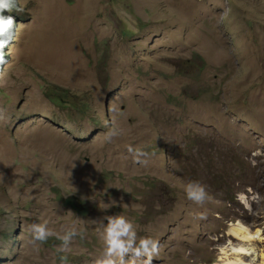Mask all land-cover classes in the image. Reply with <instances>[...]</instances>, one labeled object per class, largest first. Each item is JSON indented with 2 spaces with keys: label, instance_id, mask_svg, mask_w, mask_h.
I'll return each instance as SVG.
<instances>
[{
  "label": "rangeland",
  "instance_id": "rangeland-1",
  "mask_svg": "<svg viewBox=\"0 0 264 264\" xmlns=\"http://www.w3.org/2000/svg\"><path fill=\"white\" fill-rule=\"evenodd\" d=\"M19 4L0 64V264H94L93 222L111 215L159 241L151 264L260 260L264 0ZM191 180L211 200H187ZM44 221L53 235L29 242ZM236 226L259 236L239 244Z\"/></svg>",
  "mask_w": 264,
  "mask_h": 264
},
{
  "label": "clouds",
  "instance_id": "clouds-1",
  "mask_svg": "<svg viewBox=\"0 0 264 264\" xmlns=\"http://www.w3.org/2000/svg\"><path fill=\"white\" fill-rule=\"evenodd\" d=\"M16 11L22 12L19 0H0V64L4 63L3 49L9 44L13 38L12 32L16 28L14 19L11 15H4V12ZM109 111H115L111 106ZM120 134V130L115 127H108L102 133L103 139L106 143H111L113 138ZM129 153H132L135 163H147L146 157L149 153L144 152L140 148L133 149L131 146L127 148ZM184 196L187 200L194 202L197 205L203 204L207 200H211L208 192L198 180H191L183 185ZM115 204V201H111ZM105 208L109 205L105 204ZM200 219L205 218L203 212L197 214ZM107 220V224L103 223ZM102 229L99 233L103 241L102 254L95 260L94 264H151L154 257L159 254V241L151 236H137L136 228L131 219L124 215L104 216L101 221H95ZM31 234L29 242H44L48 237L53 235L51 229L47 227V221L41 223H31L28 226ZM83 229L79 233L76 227H69L62 235H57V239L61 241L59 251L64 252L68 249L70 241L78 234H82ZM133 254L136 259L124 260L125 254ZM145 257L143 260L139 257ZM115 258V259H114ZM63 259V257H61Z\"/></svg>",
  "mask_w": 264,
  "mask_h": 264
},
{
  "label": "bare ground",
  "instance_id": "bare-ground-1",
  "mask_svg": "<svg viewBox=\"0 0 264 264\" xmlns=\"http://www.w3.org/2000/svg\"><path fill=\"white\" fill-rule=\"evenodd\" d=\"M231 233L233 234V235H235V236H237V240H238V243L239 244H242L243 242H249V240L250 239H252L255 235L258 237L259 236V232L258 231H256V232H254L253 234H251L250 232H249V230H247V229H245L244 227H242V226H236V227H232L231 228ZM239 238V239H238ZM251 244V243H250ZM243 245V244H242ZM238 251V252H237ZM244 253L245 252V249L244 248H242L241 246L237 249L236 248V250H235V253L237 254V255H239V256H241V254L242 253ZM234 254V253H233ZM260 260L259 259H257L258 261H256V262H250V263H248V264H264V253H260ZM225 259V258H224ZM223 258H221V262H222V264L223 263H225V264H244L242 261H241V258H238V259H236L235 260V258H227V259H225L224 260Z\"/></svg>",
  "mask_w": 264,
  "mask_h": 264
},
{
  "label": "trees",
  "instance_id": "trees-1",
  "mask_svg": "<svg viewBox=\"0 0 264 264\" xmlns=\"http://www.w3.org/2000/svg\"><path fill=\"white\" fill-rule=\"evenodd\" d=\"M67 2H71V0H67ZM3 14L6 15V16H8V13H6V12H4ZM9 15H10V14H9ZM2 51H3V53H4V49H3ZM4 59H6V57H5Z\"/></svg>",
  "mask_w": 264,
  "mask_h": 264
}]
</instances>
